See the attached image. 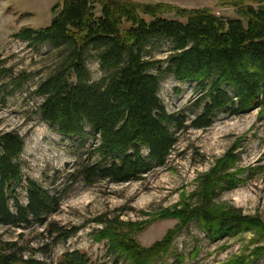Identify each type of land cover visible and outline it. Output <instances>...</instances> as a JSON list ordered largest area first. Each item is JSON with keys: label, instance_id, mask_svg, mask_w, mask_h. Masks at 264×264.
<instances>
[{"label": "trees", "instance_id": "obj_1", "mask_svg": "<svg viewBox=\"0 0 264 264\" xmlns=\"http://www.w3.org/2000/svg\"><path fill=\"white\" fill-rule=\"evenodd\" d=\"M234 5L238 17L163 2L63 0L53 7L49 25L16 33L30 48L56 52L36 85L42 99L36 112L39 118L63 136L85 141L92 133L98 138L90 157L76 164L68 178L88 185L103 180L126 183L166 164L178 133L188 128L185 118L168 112L160 96L166 76L197 82L201 96L196 105L202 111L191 128L210 127L222 112L240 115L258 110L264 119V0H236ZM170 13L175 17L167 16ZM162 40L172 43V51L165 59H154L148 47ZM91 61L102 72L97 80L89 68ZM15 75L0 58V78L12 77L20 86L29 80L24 72ZM24 150L25 140L18 131L0 130V224L45 225L67 240L76 228L63 231L48 223L61 210L63 192L24 175ZM236 161L235 154H226L203 178L197 202L192 201L193 194L160 215L176 218L179 224L152 246L141 247L132 230L118 223L106 227L99 240H107L109 248L129 264H155V259L171 251L175 233L195 221L212 241L252 231L264 238L261 219L211 204L217 190L237 187ZM24 252L15 241H4L0 264H49ZM176 255V264H184L185 256ZM253 255L263 256L264 245ZM91 262L86 252L74 250L64 253L59 264Z\"/></svg>", "mask_w": 264, "mask_h": 264}, {"label": "rangeland", "instance_id": "obj_2", "mask_svg": "<svg viewBox=\"0 0 264 264\" xmlns=\"http://www.w3.org/2000/svg\"><path fill=\"white\" fill-rule=\"evenodd\" d=\"M63 0H0V58L14 73L25 74L21 86L12 77L0 78V130L18 131L25 140L21 156L25 176L49 188L63 192L59 213L48 223H55L63 231L78 230L67 240L52 234L47 226L35 224L29 228L0 224V243L15 241L25 250V256H35L49 264H59L62 255L81 250L91 258V264H129L109 248L99 234L118 223L131 229L141 247H150L162 240L179 220L160 218L189 197L198 201V191L206 177L226 154L236 156L237 187L217 190L211 204L225 209L234 208L244 215L257 217L264 223V119L254 110L240 115L220 113L206 129L191 128L193 119L202 111L196 105L201 96L197 82L181 81L166 76L160 96L168 112L186 119V129L178 133V143L163 167H157L139 181L112 183L99 181L94 185L74 183L68 178L76 164L90 157L98 138L90 133L85 141L66 137L43 122L37 115L41 98L36 85L43 78L55 58V51L44 47L30 48L15 35L22 28H41L50 24L53 7ZM145 3H167L175 7L209 8L214 12L238 17L236 0H135ZM175 17L174 13L167 14ZM172 43L162 40L149 45L154 59H165L172 51ZM89 68L94 79L102 72L91 61ZM90 132V131H89ZM96 156L92 158L95 160ZM24 193L22 199L24 200ZM264 245V238L254 231L235 237L212 241L199 222L175 233L171 251L158 257L155 264H176L178 254L185 256L184 264H264V255L253 252ZM197 252L195 255L194 252Z\"/></svg>", "mask_w": 264, "mask_h": 264}]
</instances>
